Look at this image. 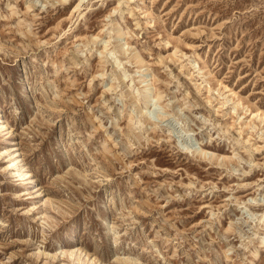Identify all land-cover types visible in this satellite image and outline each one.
I'll list each match as a JSON object with an SVG mask.
<instances>
[{
    "label": "rangeland",
    "instance_id": "1",
    "mask_svg": "<svg viewBox=\"0 0 264 264\" xmlns=\"http://www.w3.org/2000/svg\"><path fill=\"white\" fill-rule=\"evenodd\" d=\"M0 119V264H264V0H0Z\"/></svg>",
    "mask_w": 264,
    "mask_h": 264
},
{
    "label": "bare ground",
    "instance_id": "2",
    "mask_svg": "<svg viewBox=\"0 0 264 264\" xmlns=\"http://www.w3.org/2000/svg\"><path fill=\"white\" fill-rule=\"evenodd\" d=\"M0 127H1V128H4L5 130L8 129L6 123H5V121H4L3 119H0ZM4 129H3V130H4ZM14 159H15V158H14ZM22 162H23V161H22L21 159H16V160H15V163H16L15 165H16V167L18 168V169H17L18 174H19L21 177H23L24 180H27V179H29V176H28L27 172H25V170L23 169V164H22ZM260 248H261V249L264 248V240L261 241V243H260Z\"/></svg>",
    "mask_w": 264,
    "mask_h": 264
}]
</instances>
